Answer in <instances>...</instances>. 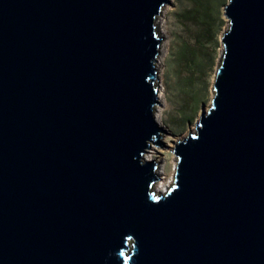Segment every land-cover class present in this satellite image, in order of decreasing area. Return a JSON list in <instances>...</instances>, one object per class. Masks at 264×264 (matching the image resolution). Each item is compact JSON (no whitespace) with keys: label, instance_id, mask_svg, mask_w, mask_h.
Returning <instances> with one entry per match:
<instances>
[{"label":"water","instance_id":"obj_1","mask_svg":"<svg viewBox=\"0 0 264 264\" xmlns=\"http://www.w3.org/2000/svg\"><path fill=\"white\" fill-rule=\"evenodd\" d=\"M169 0H0V264H264V0H227L212 98L163 189Z\"/></svg>","mask_w":264,"mask_h":264},{"label":"rangeland","instance_id":"obj_2","mask_svg":"<svg viewBox=\"0 0 264 264\" xmlns=\"http://www.w3.org/2000/svg\"><path fill=\"white\" fill-rule=\"evenodd\" d=\"M169 1L159 19L163 39L158 59L159 83L166 99L162 122L167 134L162 132L163 147L155 146L151 154L168 177L174 171V142L194 130L201 105L203 110L209 106L222 49L220 37L228 25L223 9L227 0Z\"/></svg>","mask_w":264,"mask_h":264},{"label":"bare ground","instance_id":"obj_3","mask_svg":"<svg viewBox=\"0 0 264 264\" xmlns=\"http://www.w3.org/2000/svg\"><path fill=\"white\" fill-rule=\"evenodd\" d=\"M166 7L164 9H166ZM162 15H163V12H162L160 18H162ZM164 46H166V44H164ZM158 63H159V61H158ZM165 103H166V99H165V95L163 93V84L161 83L160 84V87H159V91H158V105H157V107L154 110V118H155V121L157 122V124L159 126L163 127V128H164V124L162 122V113H163V107H164V104ZM155 148H156L155 145L152 143L151 146H150V148L148 149L147 153H145V158H149V159L153 158L151 156V154L155 150ZM173 161H174V164H175V158L173 159ZM172 175H173V172H171V176L170 177L164 175V173L162 171L160 172V180H159V182L157 184V186H158V188L160 190L163 189V188H165L167 186L165 184H166L167 181L171 180Z\"/></svg>","mask_w":264,"mask_h":264}]
</instances>
